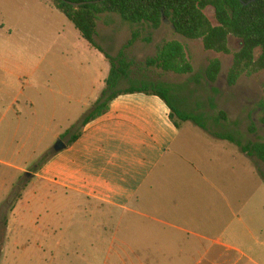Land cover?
<instances>
[{"label":"crops","instance_id":"crops-1","mask_svg":"<svg viewBox=\"0 0 264 264\" xmlns=\"http://www.w3.org/2000/svg\"><path fill=\"white\" fill-rule=\"evenodd\" d=\"M6 17L0 23L1 151H10L9 139L29 135L32 124L68 121L79 105L86 108L81 132L61 151L54 149L34 178L48 194L76 195L118 214L117 240L90 244L103 250L96 252L102 261L93 258L92 264H264V228L250 224L254 195L239 198L222 189L224 183L233 186L235 154L226 146L211 144L215 153L201 154L181 144V123L154 95H119L106 114L85 124L110 77L105 54L51 0H8ZM118 19L106 16L103 32L97 23L95 41L108 54ZM105 31L111 36L107 45ZM52 134L62 136L60 130ZM0 164L23 174L27 168L13 160ZM224 165L230 178L221 175ZM242 167L247 179L253 169ZM24 201L13 210V221ZM69 247L56 243V259H71L63 251Z\"/></svg>","mask_w":264,"mask_h":264},{"label":"rangeland","instance_id":"rangeland-1","mask_svg":"<svg viewBox=\"0 0 264 264\" xmlns=\"http://www.w3.org/2000/svg\"><path fill=\"white\" fill-rule=\"evenodd\" d=\"M7 3L8 0H0V23L7 18ZM205 14L213 25L217 24L212 8H208ZM106 16L119 18L111 23L118 35L114 44L107 47L111 56L118 55L132 38L133 32L140 34L137 42L126 51L127 61L132 66L117 90L124 91L141 83L168 84L172 88L171 101L174 106L203 117L204 123L213 133L234 137L243 144L264 141V125L260 122L264 102V72L252 77L242 76L231 87L227 83V74L233 55L206 51L201 40H189L178 35L168 20L164 21L160 29L153 30L149 26H133L123 21L119 15L104 14L98 21L101 32L105 29ZM105 36L103 45L111 42L108 31H105ZM173 40L184 45L189 62L194 68L193 73L177 75L164 73L157 68L147 69L145 61L155 57L164 43ZM241 47L239 39L230 37L229 48L232 53L239 51ZM215 58L221 60L222 71L217 81L212 83L207 80L205 70ZM219 111L227 113V121H217ZM86 113V108L79 105L71 120L57 121L53 125L50 120L41 121V127L33 128L32 124L29 135L9 139L6 147L10 150L8 153H2L0 146V162L13 160L15 166H21L22 169L27 167L23 174L0 164V264H92L93 258L102 261V254L96 252L103 250H93L90 244L117 240L118 214H111L96 203L76 195L64 196L58 192L48 194L43 184L34 178L38 168L47 161L59 142L64 143L81 132ZM178 121L183 132L181 144L201 154L215 153L208 148L211 144L219 146V149L226 146L229 152L237 156L232 162L234 166L237 164L238 169L237 174L234 173L232 177L233 186L224 183L222 189L228 194L238 193L239 198L254 195L252 205L248 208L253 210V222L250 224L256 231V228H264V163L256 158L253 161L244 157L237 144H229L227 140L217 141L192 122ZM252 127L255 128L254 132L250 131ZM58 130L62 133L61 138L52 134H56ZM218 152L216 151L217 154ZM222 153L225 158L227 152L223 149ZM242 164H246L249 170L253 169V173L249 171L247 179L242 171ZM221 175L231 177L232 173L227 165L223 166ZM5 195L6 198L1 200ZM23 199L25 201L13 221L12 212ZM58 242L63 246L70 245L63 251H68L71 259L61 255L56 259L55 244ZM71 244L80 248H73Z\"/></svg>","mask_w":264,"mask_h":264},{"label":"trees","instance_id":"trees-1","mask_svg":"<svg viewBox=\"0 0 264 264\" xmlns=\"http://www.w3.org/2000/svg\"><path fill=\"white\" fill-rule=\"evenodd\" d=\"M51 0L53 6L62 12L93 47L105 54L111 63V73L96 109L85 124L109 111V104L122 94L144 93L160 97L170 108V117L179 127V121L192 122L217 138L237 144L241 151L264 163V141L243 144L231 136L213 133L204 123L203 117L179 110L171 101L172 88L168 84L141 83L124 91L117 90L123 78L128 76L131 63L126 51L140 38L133 32L132 38L116 57L108 54L95 41L97 23L101 15H119L133 26H149L158 30L168 20L174 31L189 40H201L204 49L224 55H233L227 74V83L233 87L242 76L252 77L264 72V0ZM70 3L82 4L76 8ZM208 8L215 12L216 25L205 14ZM242 42L239 51L232 53L229 39ZM150 42V39H147ZM147 69L157 68L164 73L187 75L193 73L185 47L179 41H169L159 47L157 55L145 61ZM222 71V62L215 58L205 70L209 82H216ZM215 108V106H213ZM260 122L264 125V102ZM227 121V113L218 112L217 121ZM251 132L255 128L250 129ZM78 136L72 140L74 142Z\"/></svg>","mask_w":264,"mask_h":264},{"label":"water","instance_id":"water-1","mask_svg":"<svg viewBox=\"0 0 264 264\" xmlns=\"http://www.w3.org/2000/svg\"><path fill=\"white\" fill-rule=\"evenodd\" d=\"M257 0H252L251 3L256 2ZM71 5H73L74 7L78 8L80 7L82 4H74V3H70ZM66 147V145L63 142H59L58 146L55 148V150L61 151L62 149H64ZM28 176H30V174H28Z\"/></svg>","mask_w":264,"mask_h":264}]
</instances>
